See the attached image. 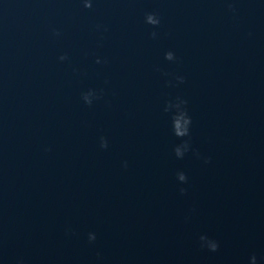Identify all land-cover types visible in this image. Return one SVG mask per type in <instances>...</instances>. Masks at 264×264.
I'll return each instance as SVG.
<instances>
[{"label": "water", "instance_id": "obj_1", "mask_svg": "<svg viewBox=\"0 0 264 264\" xmlns=\"http://www.w3.org/2000/svg\"><path fill=\"white\" fill-rule=\"evenodd\" d=\"M0 264H264V0H0Z\"/></svg>", "mask_w": 264, "mask_h": 264}]
</instances>
